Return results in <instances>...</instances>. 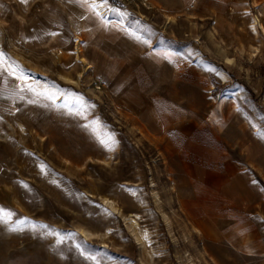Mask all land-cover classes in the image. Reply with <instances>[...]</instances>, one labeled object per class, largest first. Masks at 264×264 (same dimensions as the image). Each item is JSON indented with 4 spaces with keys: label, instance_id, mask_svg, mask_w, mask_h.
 I'll use <instances>...</instances> for the list:
<instances>
[{
    "label": "rangeland",
    "instance_id": "obj_1",
    "mask_svg": "<svg viewBox=\"0 0 264 264\" xmlns=\"http://www.w3.org/2000/svg\"><path fill=\"white\" fill-rule=\"evenodd\" d=\"M138 4L0 0V264H264V0Z\"/></svg>",
    "mask_w": 264,
    "mask_h": 264
},
{
    "label": "snow or ice",
    "instance_id": "obj_2",
    "mask_svg": "<svg viewBox=\"0 0 264 264\" xmlns=\"http://www.w3.org/2000/svg\"><path fill=\"white\" fill-rule=\"evenodd\" d=\"M21 3H27L28 0H20ZM69 2L71 3H80L82 6L85 5V4H88L89 3V0H69ZM100 2V5L102 6H105L107 8V5L109 4V0H99ZM93 8L96 7L95 4H92L91 5ZM107 10H114V9H111V8H108ZM51 35H55L56 33H50ZM3 65V54L0 53V76H2L6 71L7 69L2 67ZM9 75H11V73H9ZM255 183V181H253ZM7 215H11V213H8ZM4 216H5V210L4 209H0V222H4Z\"/></svg>",
    "mask_w": 264,
    "mask_h": 264
},
{
    "label": "bare ground",
    "instance_id": "obj_3",
    "mask_svg": "<svg viewBox=\"0 0 264 264\" xmlns=\"http://www.w3.org/2000/svg\"><path fill=\"white\" fill-rule=\"evenodd\" d=\"M106 201H108L106 199ZM138 216L136 214H127L125 215V218L128 219L130 222H132L134 225L138 226L137 227V233H138V237L137 239H139L143 244L144 246H146V244H148V247H150V237H149V232L147 231V229H142L137 221H136V218ZM201 232V231H200ZM154 253V252H153ZM151 258H152V254H150Z\"/></svg>",
    "mask_w": 264,
    "mask_h": 264
},
{
    "label": "built area",
    "instance_id": "obj_4",
    "mask_svg": "<svg viewBox=\"0 0 264 264\" xmlns=\"http://www.w3.org/2000/svg\"><path fill=\"white\" fill-rule=\"evenodd\" d=\"M120 1L121 3H128V2H134V1H138L139 4L138 5H141V6H144L146 8H151L152 6H150V0H118Z\"/></svg>",
    "mask_w": 264,
    "mask_h": 264
}]
</instances>
